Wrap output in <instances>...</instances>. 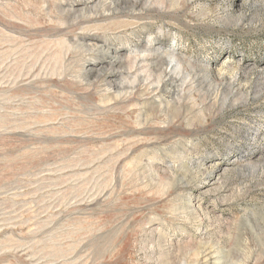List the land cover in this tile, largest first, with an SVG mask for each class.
<instances>
[{
  "label": "rangeland",
  "instance_id": "1",
  "mask_svg": "<svg viewBox=\"0 0 264 264\" xmlns=\"http://www.w3.org/2000/svg\"><path fill=\"white\" fill-rule=\"evenodd\" d=\"M0 264H264V0H0Z\"/></svg>",
  "mask_w": 264,
  "mask_h": 264
}]
</instances>
